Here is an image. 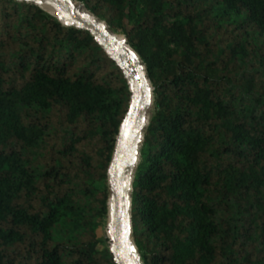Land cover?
I'll return each instance as SVG.
<instances>
[{
    "label": "trees",
    "instance_id": "16d2710c",
    "mask_svg": "<svg viewBox=\"0 0 264 264\" xmlns=\"http://www.w3.org/2000/svg\"><path fill=\"white\" fill-rule=\"evenodd\" d=\"M73 1L153 89L131 192L142 263L264 264V0ZM128 89L89 32L0 0V264H115L95 233Z\"/></svg>",
    "mask_w": 264,
    "mask_h": 264
},
{
    "label": "water",
    "instance_id": "95a60500",
    "mask_svg": "<svg viewBox=\"0 0 264 264\" xmlns=\"http://www.w3.org/2000/svg\"><path fill=\"white\" fill-rule=\"evenodd\" d=\"M17 1L31 3L28 0ZM75 2L73 0H33L32 4L55 18L63 26L89 32L127 81L130 92L129 104L119 126L107 169L109 187L107 227L110 237L109 252L113 262L139 264L142 260L132 238L131 192L140 147L154 102L153 89L144 64L127 44L126 38L122 35L124 39L118 40L109 34L103 21L99 20L100 22L97 23L90 21L87 15L76 8ZM80 5L83 7L82 4ZM59 18L63 19L64 23Z\"/></svg>",
    "mask_w": 264,
    "mask_h": 264
},
{
    "label": "bare ground",
    "instance_id": "6f19581e",
    "mask_svg": "<svg viewBox=\"0 0 264 264\" xmlns=\"http://www.w3.org/2000/svg\"><path fill=\"white\" fill-rule=\"evenodd\" d=\"M29 2H33V0H28ZM74 5L76 6V8H78V10L82 13V14H85L89 17L90 21L94 22V23H97V22H100L98 19H96L93 15H91L89 12H87L84 7H82L78 2H75ZM59 20L64 23L63 19L59 18ZM105 29L107 30V32L111 35H113L116 39L118 40H123V36L118 34V33H115V32H112L109 30V28L105 25L104 26ZM152 110V109H151ZM107 224H108V220H107ZM106 235H107V238L110 240V237H109V233H108V227H106ZM139 264H142V262H140Z\"/></svg>",
    "mask_w": 264,
    "mask_h": 264
},
{
    "label": "rangeland",
    "instance_id": "374dc122",
    "mask_svg": "<svg viewBox=\"0 0 264 264\" xmlns=\"http://www.w3.org/2000/svg\"><path fill=\"white\" fill-rule=\"evenodd\" d=\"M152 109V110H151ZM151 109H150V113H152L153 111V105L151 106ZM104 228L105 227H102L100 229H98L95 233L96 237L104 242H106V244H108V246H110V240L107 239L104 235Z\"/></svg>",
    "mask_w": 264,
    "mask_h": 264
}]
</instances>
